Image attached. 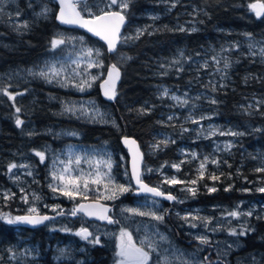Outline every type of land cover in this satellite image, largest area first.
Masks as SVG:
<instances>
[{
    "label": "trees",
    "instance_id": "trees-1",
    "mask_svg": "<svg viewBox=\"0 0 264 264\" xmlns=\"http://www.w3.org/2000/svg\"><path fill=\"white\" fill-rule=\"evenodd\" d=\"M5 1L15 14L25 17L28 27L20 29L0 14V214L25 216L22 195L29 193L42 201L39 215H51L45 207L54 193L47 185L43 163L34 155L38 149L72 142L82 146L107 143L113 152H123L119 139L130 137L138 143L146 167L166 165V174L185 181L184 191H177L175 183L166 185L167 192H177L180 199L211 210L218 205L231 210L248 204L257 207L250 216L240 210L243 214L237 224L245 233L239 235L242 250L230 257L257 254V261L247 264H264V192L257 191L264 188V171H257L264 169V55L260 51L264 48V16L258 18L248 7L256 0H131L122 37L132 39L121 40L112 56H107L95 39L67 29L99 49L104 65L114 63L121 72L112 104L99 95L97 83L102 78L84 95L109 116L106 124L87 123L65 114L61 102L76 97L75 93L37 77L13 75L44 58L55 32L64 28L55 22L53 3L49 17L43 19L35 14L32 0ZM138 30L144 34L135 38ZM176 59L179 64H173ZM4 89L14 99L10 100ZM164 89L202 104L204 109L199 111L204 114L198 113L206 117L202 122L225 133L243 135L204 136L199 124L185 118L186 107L178 108L171 96L162 95ZM191 95L198 97L190 100ZM213 99L217 102L211 103ZM17 117L23 121L19 127ZM61 131L75 135L61 136ZM218 139L226 140L230 147L216 145ZM162 141L167 143H159ZM206 157L201 177L200 165ZM25 162L33 167L31 176L25 171H8L9 164ZM148 181L154 183V175L153 180L148 176ZM209 188L216 190L209 192ZM63 200L59 198L58 205L64 206ZM52 220L35 229L0 220V264H59L49 248L64 242L71 249L77 247L76 238L70 235L77 224L71 220L53 222L59 226L48 230L46 225ZM76 259L69 264H82L81 254Z\"/></svg>",
    "mask_w": 264,
    "mask_h": 264
},
{
    "label": "rangeland",
    "instance_id": "rangeland-1",
    "mask_svg": "<svg viewBox=\"0 0 264 264\" xmlns=\"http://www.w3.org/2000/svg\"><path fill=\"white\" fill-rule=\"evenodd\" d=\"M89 6L92 7L93 11L95 12L97 10L96 6L99 5L100 8H103L105 4L108 2V0H104V3H100L99 0H87ZM34 6L37 7V13L44 12V4L45 0L39 4L37 0H32ZM0 8L3 9L2 14H5L6 19L13 22V25L18 26V24H23V21L15 14L9 3H7L5 0H0ZM28 12H31L30 9H27ZM110 10H117V11H122L120 8H113L110 6ZM125 10H123L124 13ZM86 17L87 14L84 13ZM57 37H62L66 40V43L64 45H60L56 49H53L51 47V54L49 57H46L43 61H41L37 66L27 69L24 71H18L14 72L13 75L16 76V78H31V77H37L38 79L42 80L48 85H52L55 87H58L64 91H70L75 93L77 96L72 97L69 100H65L61 102V108L62 111L67 114L74 116L76 118L82 119L87 123H92V124H106L107 121L109 120V116L105 113L103 109L94 101L93 99L86 98L84 95L89 93L91 88L94 86V84L99 81L102 76H103V67L104 63L100 57H88L86 55H83V53L87 49H97L95 47H92L90 45H87L84 38L81 36H77L73 33L70 32H55L53 38ZM81 38H83L81 40ZM122 37V40H125ZM101 52V51H100ZM96 59H99L103 67H91L87 68V65L90 61H95ZM73 61H78L79 62V68H77L76 64L73 63ZM178 61V59L174 60ZM55 67L57 69H62L61 74L59 76L53 77L51 73H49V78L51 79V82H49L48 79H45L44 77H41L40 75H37V73L41 71L48 72L50 67ZM87 69V71H85ZM80 73V75H76V73ZM12 75V76H13ZM90 76H97L98 79L95 81H90L91 82V87H85L84 91H80L75 85L80 84L83 80L89 79ZM173 92L171 90H168V96H173ZM177 97H180V101L173 100V103L176 104L178 108L186 107L187 112L185 113V118L187 120H192V121H198V123L194 124H199L201 133L204 136H225L221 135V131L215 127L209 122H202L201 117L204 114V111H199L204 109L202 107V104L194 103L193 99H197L198 96L191 95L192 101H188L187 104H181V101H183V97L180 95H175ZM205 96V94H204ZM209 99H204V101H208ZM190 104V105H188ZM201 106V107H198ZM65 107H70L74 108L75 111H65ZM96 109H99L100 114H102L103 119L100 118V116H94L93 113L95 112ZM195 113L196 116L194 115ZM200 113V114H198ZM63 133V134H62ZM65 136H74L75 134L71 133L70 131H61L59 132V135H64ZM214 143L218 146L225 147L226 146V140H216ZM95 145L99 146H82L77 143H69L60 147H50L49 145L46 147V145L43 148L38 149L36 152H42L44 154V161L41 162L39 156H37L35 153V157L37 158V161L39 163H43L44 168H45V177H46V182L49 187V185H52L53 187L57 188V191H53L52 187H49L50 190L54 193L51 197V201L49 204L46 205V209L52 212L53 214H58V213H72L73 208H75L79 203L85 202L88 199H93V200H100V201H106L109 200L110 196H113L115 193V197L121 194L116 188L113 187V183H110L107 178L103 180V182L99 185L91 184L89 183V191L87 193V199H85L82 195H76L75 199H71L68 196H65L62 194V191L60 190L63 188V185L60 180H53L52 174L56 172L59 174L61 170L67 165L71 168V176H79L81 174H84L85 177H87L88 173H95L97 168H99L101 173H108L109 176L112 178L114 181L115 185H124L122 179H121V173H119L118 176L114 175L113 173V158L116 155L115 152L113 153L110 151L108 144L107 143H97ZM79 157L80 163L77 164L76 160ZM69 161L71 163L69 164ZM107 162L111 163V168L109 169L108 167L105 166ZM20 165H27V167H17L13 169L15 174H19L21 171H25L30 176L32 175L33 167L31 164L25 162ZM168 170L166 165L158 166V167H153L154 173L159 175L162 171L164 175H161V182L167 179H171V175L166 174V171ZM180 181L178 186H176L177 191H184L186 186L183 185L185 181ZM166 183V182H165ZM169 184V183H166ZM175 184V183H174ZM174 184H169L173 186ZM107 185V187L105 186ZM81 192H83V182H81ZM178 194V193H177ZM176 194V195H177ZM22 195V194H21ZM23 198H26V209L27 212L24 215H34L33 213H29L30 208H35L37 209L39 205L42 204V201L34 197L32 194L26 193L25 195H22ZM59 198H63V202L67 205L60 206L58 205V200ZM112 199V198H111ZM149 204H146L144 206H140L137 208V212H144V213H154L153 208L148 206ZM224 207V205H218L217 209H213L210 211V215L205 214V216L201 215H195L197 217H202V218H208L210 221L213 220L216 224V228H211L210 225L206 226L205 229H203L202 232H199L198 234L207 236L209 239V244L204 245V246H197L193 249H191V246H184L181 245V247L174 245L172 237L168 233H158V227L154 225V222L150 224H144L141 223L139 224V228H136V225L138 223H134L132 221L130 222H125L124 225L127 229V231L133 236L137 235L138 237H135V239H138L139 242L142 240H145L146 237L148 240L153 242L156 245V251L151 252L150 255V260L148 264H199L200 261H204L205 257L208 258L207 261H205V264H223L222 261L219 260L222 259H228L229 258V253H231L230 248H236L238 246V236L239 232H241L238 228L237 224V219L238 217H232L228 215L229 212L233 211L229 208H221ZM210 207L207 209L203 208L204 211H208ZM55 209V210H53ZM235 211H238L240 213V210H243V212H252L254 209L255 211L257 210V207H254V205L248 204L243 207L242 205L235 208ZM254 211V212H255ZM244 212V213H245ZM37 213V212H36ZM35 213V214H36ZM133 212H129V216H132ZM243 214V213H241ZM184 216L187 218H190V221L184 222V226L187 227V231H185V236L193 234L194 230L197 228L191 227V224H196L199 219L193 220L191 219L192 216L189 217V213H184ZM54 216V215H52ZM150 217L151 220H155L152 218L151 215H147ZM59 225L52 223V221L46 225L48 230H55ZM121 226V223L119 224ZM212 229H216V231H212ZM232 229H235L237 232V235H231L230 231ZM71 236L74 238V242L77 243V247L74 249H71L70 244H67V242H64L62 244L54 245V247H51L49 249L53 250L54 253V258L59 262V264H69L73 260L76 259V255L79 253H85L86 250L80 248V246L84 243L83 240H81L80 236H77L74 232H70ZM92 236L89 239L95 238L99 236V230L97 228H93L91 230ZM120 234V233H119ZM181 235V234H180ZM183 235V234H182ZM199 235V236H200ZM161 236L164 237V239H161ZM185 236H179V239L181 241H186ZM192 240V239H191ZM79 242L81 245H79ZM118 241L115 242V244ZM114 244V245H115ZM231 245V247H230ZM53 246V245H52ZM95 245L92 243H89L88 240H86V247L87 248H93ZM241 246V245H239ZM63 250V251H61ZM89 250V249H87ZM145 250H149L147 248V243L145 244ZM150 251V250H149ZM202 255H201V254ZM79 256V255H78ZM166 257V260L164 259ZM257 254H251V255H242L240 258V261L238 260V257L234 256L230 257V260H228L229 264H237V263H255L257 261L256 258Z\"/></svg>",
    "mask_w": 264,
    "mask_h": 264
},
{
    "label": "snow or ice",
    "instance_id": "snow-or-ice-1",
    "mask_svg": "<svg viewBox=\"0 0 264 264\" xmlns=\"http://www.w3.org/2000/svg\"><path fill=\"white\" fill-rule=\"evenodd\" d=\"M100 3H104V0H99ZM131 0H108V2L105 4L103 8H100L99 5L96 6L97 10L94 12L92 7L89 6L87 0H59V5H60V10L57 15V20L62 23V24H67V25H77L81 28L87 29L88 32L92 33L93 35L99 37L101 40L105 41L107 44V49L108 52L112 53L115 52L117 49V44L121 42L122 37H121V27L125 24V15L123 13V10L128 9L130 5ZM116 5L118 6L122 11H113L110 10V6ZM175 6V5H173ZM249 9L255 13V15L259 18L264 16V2H261V0H256L255 3H250L248 5ZM3 9L0 8V14H2ZM48 9H44V12L42 13H37V16L43 15L46 13ZM84 13L87 14L89 18H85ZM20 13L17 12V16H19ZM18 27H24L27 28L28 24L25 22L23 25H19ZM180 31H184V28H180ZM195 31V29H193ZM144 32L143 30H138L137 31V36L135 38H139L140 35H143ZM83 38H81L82 40ZM124 39H132V37L124 38ZM66 43V40L62 37H57L53 38L51 40V47L53 49H56L60 45H64ZM250 49L253 47V45H249ZM261 55H264V48L261 50ZM83 55H86L88 57H100L101 52L99 49H87ZM181 55H183L181 53ZM73 63L76 64L77 68H79V62L78 61H73ZM173 64H179V61H173ZM205 67L207 66L206 64L204 65ZM229 65L227 62L224 63V67L227 68ZM91 67H103L102 62L99 59H96L95 61H90L87 65V68ZM179 70V69H178ZM62 69H57L54 66L49 68L48 72L41 71L37 73V75H40L41 77H44L45 79H48L49 82H51V79L49 78V73L52 74L53 77L59 76L61 74ZM87 71V69H85ZM76 75H80V73H76ZM120 78V72L117 67V65L113 64L108 68V75L107 79L101 83L100 87L103 90L104 96L109 99L113 100L116 98L117 92H116V82ZM98 79L97 76H90L89 79L83 80L80 84L75 85L80 91H84L85 87H91V82L90 81H95ZM213 91H215V88H213ZM5 95H8L9 99H14V97L7 92L6 89L3 90ZM20 93H18L19 95ZM162 95H168V89H164ZM173 100L180 101V97H177L173 95L171 97ZM214 99L211 100V103H216ZM187 100L181 101V104H187ZM65 111H75L74 108L70 107H65ZM16 112H20V108H16ZM94 116H100L101 119H103L102 114H100L99 109H96L95 112L93 113ZM206 117H201V119H204ZM171 120L172 117H169ZM17 127H19L23 121L19 119L18 117L16 118L15 121ZM114 123V122H113ZM193 123H198V121H193ZM184 131H188V129H184ZM74 134V133H73ZM221 135H232V136H239L243 135V133L240 132H232L229 131L227 133L225 132H220ZM125 145L129 146V151L132 153V179H135L137 185H139V190L143 192H149L152 193L153 196H164L168 200H175L176 198L172 196L171 194L165 195L164 192L160 191L157 187H149L147 184H145L142 179H141V171H140V162H141V156L139 153V149L135 148L136 142L134 140H129L127 138L124 139ZM159 143H167V141H162ZM154 147H158V145H155ZM226 147H230V145H227ZM37 156H39L41 162L44 161L45 157L42 152H36L35 153ZM194 155V154H193ZM208 162V158H205V161L201 163L200 165V175L201 177L204 175V168L205 164ZM71 161H69V164ZM76 163H80L79 157L76 160ZM212 163H216V161H212ZM106 167L109 169L111 168V163L107 162L105 164ZM17 167H27V165H17L15 163L9 164L8 166V171L12 172L13 169ZM173 167H176L177 170H179L178 165H173ZM71 168L69 166H65L63 170L57 174L54 172L52 174L53 180H60L63 188L60 190L62 191V194L65 196H68L71 199H75L76 195H82L85 199H87V193L90 190L89 189V183L99 185L103 182L105 178L108 179L110 183H113V187L116 188L119 192H127L129 191L128 187H125L123 185H115L114 181L112 178L109 176L108 173H101L99 168L95 171V173H88L87 177H85L84 174H81L79 176L72 177L71 176ZM151 171V169H149ZM257 171H264V169H257ZM31 173H29L30 175ZM212 179H218L216 176H212ZM81 182H83V192H81ZM166 183L169 184H174V183H180L175 177L171 179L165 180ZM192 184H195L196 181L193 180L191 181ZM107 187V185H105ZM49 187H52V190L55 192L57 191L56 187H53L52 185H49ZM188 191L192 192L195 194V190L192 188L187 189ZM215 188H209L208 191L212 192L215 191ZM227 190V189H226ZM257 191L264 192V188H259ZM5 198L7 197V194L5 195ZM38 199V197H36ZM107 198H115V193L113 196L107 197ZM26 200V198H25ZM27 202V201H26ZM155 203V201L153 202ZM239 207V206H237ZM89 209H95L94 211H90ZM55 210V209H53ZM125 211L133 212L137 215H151L153 219L157 221H162L163 216L162 215H157L155 213H144V212H137L135 209H125ZM77 212H84L86 215L89 216H96L97 219L100 220H107L108 223H115L116 221H113L106 213L108 212V209L103 207L102 205L98 204H89V205H84L81 204L78 207L74 208L72 210V215L75 216ZM29 213H36L35 208H30ZM58 214H63L58 213ZM251 212L244 213V215H251ZM228 215L232 217H238L241 215L238 211H231L228 213ZM50 219L48 216H41V215H26V216H16V217H11L7 214H0V220L6 221L7 224L12 225V224H17V223H27L31 225H38L43 223L44 221ZM183 219H188L187 217H183ZM191 219L196 220L200 219L205 227L207 226L208 223H210V220L208 218H202V217H197V216H192ZM191 227L195 228L197 227L196 224H191ZM212 231H216V229H212ZM77 236H80L84 240H88L89 243L92 244H99L100 243V238L95 237L92 239H89L92 236V233L88 231L87 228H81L78 232L75 233ZM231 235H237V232L235 229H232L230 231ZM244 232H240L239 235H244ZM161 239H164L163 236H161ZM199 241L200 244L207 245L209 244V239L207 236L200 235L195 237ZM117 251L115 253L116 257H119V259L116 260L115 264H148L150 260V255L151 252L156 251V245L151 242L150 240L146 239L142 240L140 242V246L138 247L136 243L133 242V237L132 235L126 231L124 228H121L120 234L117 237ZM147 243V248L150 250H145V244ZM231 247V245H230ZM63 251V250H61ZM166 260V257L164 258ZM208 258L205 257L204 261H200L199 264H205V261H207Z\"/></svg>",
    "mask_w": 264,
    "mask_h": 264
},
{
    "label": "flooded vegetation",
    "instance_id": "flooded-vegetation-1",
    "mask_svg": "<svg viewBox=\"0 0 264 264\" xmlns=\"http://www.w3.org/2000/svg\"><path fill=\"white\" fill-rule=\"evenodd\" d=\"M51 4H52L51 0H45L44 9H48V11L44 13L43 15H40L39 17L43 19L44 18L47 19L49 17V14H50L49 5ZM115 8L118 9L119 7L117 6ZM126 13H127V9L124 11V15H126ZM18 17L21 19V21H23V24L26 22L25 17L23 15H19ZM23 24H18V26L23 25ZM19 28L25 29L24 27H19ZM66 30L67 29L64 28L60 32H65ZM70 33H73V32H70ZM75 35L83 37L82 35H79V34H75ZM50 51H51V43H50V48L49 50H47L46 56L44 58H42L39 62L33 65L25 67L24 69L20 71L31 69L37 66L46 57L50 56L51 54ZM101 59L103 63L105 64L103 55H101ZM78 138H80V135L78 136ZM94 146H99V145H94ZM108 147L110 151L113 150L110 144H108ZM115 154L116 155L114 156L113 161H112L114 162L113 167H112L113 173L116 176H118L119 173H121V179L123 177L122 181L125 187L129 188V191L123 192L119 194L118 196H116L115 198L102 201L103 203L107 204L110 207V212L108 216L113 221H116L115 223H108V221L105 223L91 222V221L86 220L83 217V215H81L79 212H77L75 216H73L71 213H64L65 216H63V214H53L51 212V215L55 216V218H53L52 220V223L53 222H64L65 220H71L72 222H75L77 224V227L74 230L76 232H78L81 228H87L90 233L93 228H97L99 230L98 237L100 238V243L95 244L93 248H87L86 240L81 238V240H83L84 243L81 245V243L79 242V245H81L80 248H82V250L83 249L86 250L85 253H81V259L83 260L82 264L83 263H86V264H115L116 260L119 259V257H116L115 255L117 251V248H116L117 243L115 244V242L117 241V237L119 236L121 228H124L127 231L124 223L130 222L132 220H133L132 222L138 223L136 225V228H139L140 226L139 224L141 223L150 224L154 222V225L158 227V233H163V234L168 233L172 237L174 245H177L179 247H181V245H184V246H191V249H193L195 245L204 246L203 244H200L197 239H195V237L200 235L198 233L202 232L203 229H205L204 223L199 219L196 223L197 228L194 230V233L185 236V231H187V227L184 226V222L190 221V218H188L187 220L183 219V217H186L183 214L189 213V217L195 216L197 214L204 217L205 214L210 215V211H212L211 208H209V210L206 212L203 210V208L207 209L208 207L200 206V205L196 206L194 204H191L193 202L192 200H187V199L182 200L180 199L179 194H177V192H173V193L167 192L166 185H169V184H166L164 181L161 182V178H162L161 175H164L163 171L159 175H157L156 173H154L153 168H148L145 166L144 161L141 166L142 181L145 184H147L149 187H157L160 191L164 192L165 195L171 194L176 199L169 201L167 199H155V198H151L147 196H136L135 194L136 189L133 187L130 177H129L127 153L123 149V152L118 151V152H115ZM149 169H151V171H149ZM153 175L156 181L154 183H151L150 181H148V176H152V180H153ZM154 201L155 203H153ZM146 204H149L148 206L150 208L151 207L153 208V211L155 214L162 215L164 217L163 220L162 221L151 220L150 217L147 215L133 214L132 216H129V211H125V209L137 210V208H139L140 206H144ZM65 205H67V202ZM37 209H36L37 213L36 214L33 213V214L35 215L40 214ZM120 223H121V226H119ZM208 225H210L211 228L212 227L216 228V224L213 220H211L210 223L207 224V226ZM179 236H183V237L185 236V238H188V239H186V241H181L179 239ZM135 237H138V236L137 235L133 236V242L136 243V245L139 247L140 242L138 239H135ZM237 239L239 242L238 246L236 248H233V247L230 248L231 253H229L228 259H230L231 254L238 253L242 250V247L239 246L242 244L241 238L238 236ZM219 260L222 261L220 258ZM238 260L240 261L239 257H238ZM224 264L226 263L224 262Z\"/></svg>",
    "mask_w": 264,
    "mask_h": 264
},
{
    "label": "water",
    "instance_id": "water-1",
    "mask_svg": "<svg viewBox=\"0 0 264 264\" xmlns=\"http://www.w3.org/2000/svg\"><path fill=\"white\" fill-rule=\"evenodd\" d=\"M52 1H53V3L56 5L55 22H56V24H57L58 26L63 27V28H66V29H74V30L81 31L82 33H84V34L87 35L88 37L93 38V39H95L96 41H98L99 43H101V44L104 46L105 53L107 54V56H112V55H114V53L117 51V49H116L115 52H112V53L108 52L107 44L105 43V41L101 40L99 37H97V36L93 35L92 33L88 32L87 29H85V28H81V27H79V26H77V25H67V24H62V23H60V22L57 20V18H56L57 15H58V13H59V10H60L59 0H52ZM253 3H255V2H253ZM112 6L115 7L116 5H112ZM85 18H89V17H85ZM126 22H127V21H126V18H125V24L121 27V34H122V32H123L124 26L126 25ZM119 43H120V42H119ZM119 43L117 44V48H118ZM113 64H114V63H109V64L106 65V67H105V72H104V75H103V78H102V80L97 84V89H98V92H99V95H100L101 99H102L104 102L109 103V104H112V103L114 102L115 99H113V100H109V99H107V98L104 96V94H103V90L101 89L100 85H101V83H103V81H104L105 79H107L108 68H109L111 65H113ZM119 72H120V70H119ZM120 80H121V72H120V78H119V80L116 82V89H117L118 85L120 84ZM125 138H127V139H129V140H134V139H133V138H130V137H121V138L119 139V141H120L121 147H122V148L126 151V153H127V157H128V172H129V177H130V180H131V183H132L133 187L136 189V192H135L136 196H147V197H151V198H155V199H166L164 196H153L152 193H149V192H143V191H140V190H139V185H137L135 179H132V153L129 151V146H128V145H125V143H124V139H125ZM134 141H135V140H134ZM135 142H136V141H135ZM133 147H134V149H135V148H138V149H139V153H140V156H141V162H140V171H141V166H142V163H143V161H144V159H143L144 157H143L142 151L140 150V147H139V145H138L137 142H136L135 146H133ZM167 200H168V199H167ZM169 201H171V200H169ZM81 204H84V205H89V204H93V205H95V204L102 205L103 207H105V208L108 209V212L106 213V215H108L109 212H110V207H109L107 204L102 203V202H100V201H95V200L86 201V202H82V203L78 204V206L81 205ZM78 206H77V207H78ZM89 210H90V211H94L95 209H89ZM79 213H80L81 215H83V217H84L86 220L91 221V222H97V223H105V222H107V220H100V219H97L96 216H89V215H86L84 212H79ZM25 216H26V215H25ZM41 216H46V215H41ZM48 217H50V219L44 221V222L41 223V224H38V225H31V224L24 223V226H25L26 228L35 229V228L41 226L42 224H44V223H46V222H49L51 219L55 218V216H51V215H48Z\"/></svg>",
    "mask_w": 264,
    "mask_h": 264
}]
</instances>
